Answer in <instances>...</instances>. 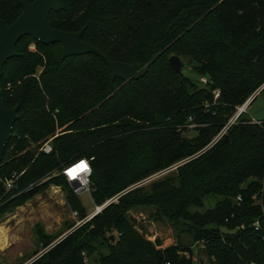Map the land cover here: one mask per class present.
<instances>
[{
    "label": "trees",
    "instance_id": "obj_1",
    "mask_svg": "<svg viewBox=\"0 0 264 264\" xmlns=\"http://www.w3.org/2000/svg\"><path fill=\"white\" fill-rule=\"evenodd\" d=\"M58 2L63 8L51 12L52 27L84 29L83 39L110 61L148 71L113 80L99 55L63 58L60 43L31 36L18 42L19 55L0 78L7 105H20L0 176L24 173L8 193L0 184V217L53 183L67 184L62 172L52 175L85 157L93 202L117 198L57 242L59 236L39 229L46 251L31 264H88L95 253L100 264H195L193 246L180 241L183 233L210 264H264V120L242 114L207 148L264 85V0ZM22 11L19 0H0L7 24ZM173 55L187 57L195 75L179 74L169 62ZM51 136L52 153L29 148ZM186 159L173 176L141 185ZM208 202L214 205L200 210ZM138 206H154L179 242L161 247L141 233L129 215Z\"/></svg>",
    "mask_w": 264,
    "mask_h": 264
},
{
    "label": "rangeland",
    "instance_id": "obj_2",
    "mask_svg": "<svg viewBox=\"0 0 264 264\" xmlns=\"http://www.w3.org/2000/svg\"><path fill=\"white\" fill-rule=\"evenodd\" d=\"M30 49L36 50V44L32 43ZM183 62L182 72L194 76L195 73L189 59L185 57ZM253 94H256V97L249 105L246 116L255 120H264V91L262 86ZM40 143H32L29 148L39 152ZM61 172L60 170L52 176ZM176 173L177 168L165 169L145 179L141 185L149 186L155 181L162 180L169 175L173 176ZM50 177H46L42 182L47 181ZM70 197L81 205L85 215L69 203L68 198ZM116 200L117 198H114L108 202ZM213 205L214 202H208L200 210H205ZM97 207L99 206L93 202L90 193L78 195L69 183L63 182L49 185L24 203H15L8 212L0 217V264L3 262L7 264H29L31 260L33 262L46 251L39 242V229L49 235L59 236L55 241L57 242L73 229L88 221L87 218L94 214ZM156 212L154 206H138L132 208L129 215L136 221L140 232L148 239L154 242L158 241L161 247L176 244L180 238L183 244L193 246L195 264H210L209 260L198 251L199 243H195L192 237L185 233L178 238L177 230L173 224L166 218L158 217ZM107 253V250L104 251V254ZM99 258L98 253L90 255L87 258L88 264H100Z\"/></svg>",
    "mask_w": 264,
    "mask_h": 264
},
{
    "label": "water",
    "instance_id": "obj_3",
    "mask_svg": "<svg viewBox=\"0 0 264 264\" xmlns=\"http://www.w3.org/2000/svg\"><path fill=\"white\" fill-rule=\"evenodd\" d=\"M19 2L23 11L16 21L9 25L0 18V78L3 76L5 64L19 55L17 44L24 36H31L43 44L60 43L63 58L78 57L89 53L99 55L109 65L113 80L116 78L139 79L147 73L148 67L138 69L128 62L110 61L97 47L83 39L84 29L71 32L52 27L49 22L51 12L60 11L63 8L58 0H34L32 2L19 0ZM169 62L179 74L182 73L184 62L181 57L173 55L169 58ZM19 109V104L14 107L7 105L4 88L0 82V162L13 136L14 126L20 118ZM109 203L106 202L103 208Z\"/></svg>",
    "mask_w": 264,
    "mask_h": 264
},
{
    "label": "built area",
    "instance_id": "obj_4",
    "mask_svg": "<svg viewBox=\"0 0 264 264\" xmlns=\"http://www.w3.org/2000/svg\"><path fill=\"white\" fill-rule=\"evenodd\" d=\"M201 80L204 83L207 82V79L205 77H202ZM10 88H11V83H8L7 89H10ZM262 89H264V85L262 86ZM219 96H220V90H215V98H218ZM255 97H256V94L251 95L242 105L238 106L236 114L230 119V121L225 125V127L222 129V131L214 138V140L211 142V144L207 148H210L218 140H220L221 137H223V135L227 133V131L231 127V125H233L239 119V117L242 114L247 113L248 107L252 103V101L255 99ZM252 121L253 122H259L260 120L252 119ZM54 137L55 136L49 137L48 139H46L45 141H43L39 145V148H38L39 153L50 154L53 152V139H54ZM187 160H189V159H186L182 162H179V163L171 166L170 168H168V170L171 168H178L181 164H183ZM83 163H84V165H82ZM23 173H24V171H22L20 173L14 172L10 176H0V184H1L2 188L4 189L5 193H8L9 191L17 188L18 181H19V179ZM62 174L65 176L68 183L72 186L75 193H77L78 195H80L82 193H90L91 194V192H92V181H91L92 165H91V159L90 158L85 157V158H82V159L75 161L74 163H72L68 166H65L62 170ZM32 186H33V184L30 187H32ZM253 198L257 199L258 195L255 194L253 196ZM237 201L238 202L243 201L242 194H239L237 196ZM102 210H103V205L97 207V210L94 212V214H92L87 219L90 220L94 215H96L95 213H99ZM76 214H78V212H76ZM253 226H255L256 230H260L261 229L260 221L257 220L256 222H254ZM31 261L29 262V264L32 263ZM2 264H7V263L3 262ZM247 264H257V263L256 262H249Z\"/></svg>",
    "mask_w": 264,
    "mask_h": 264
},
{
    "label": "bare ground",
    "instance_id": "obj_5",
    "mask_svg": "<svg viewBox=\"0 0 264 264\" xmlns=\"http://www.w3.org/2000/svg\"><path fill=\"white\" fill-rule=\"evenodd\" d=\"M82 165H84V163Z\"/></svg>",
    "mask_w": 264,
    "mask_h": 264
}]
</instances>
